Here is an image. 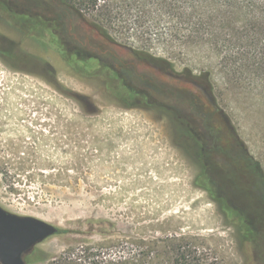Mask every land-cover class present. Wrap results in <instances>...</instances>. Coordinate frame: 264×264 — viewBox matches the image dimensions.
<instances>
[{
  "label": "rangeland",
  "instance_id": "1",
  "mask_svg": "<svg viewBox=\"0 0 264 264\" xmlns=\"http://www.w3.org/2000/svg\"><path fill=\"white\" fill-rule=\"evenodd\" d=\"M3 1L0 205L57 228L25 254L26 264H140L129 254L134 237H186L208 257L206 264H264L260 211L247 213L254 218L256 241H244L247 227L229 197L234 191L239 198L246 194L242 175L233 171L231 158L220 160L222 150L235 146V152L259 160L264 172L262 116L248 81L234 74L226 46L216 47L211 38L169 45L142 34L167 33L177 19L150 18L130 29L93 19L103 21L114 40L168 59L182 79L160 78L159 90L138 99L117 81L115 95L106 88L104 77L112 83L114 78L101 61L73 48L78 41L100 53L101 35L56 30L52 0ZM65 23L71 28L70 19ZM107 51L121 58L116 49ZM154 65L159 74L169 72L167 63ZM163 83L178 88L184 110L188 106L218 121L217 144L223 149L208 145L216 149L207 157L208 176L221 184L229 202L225 210L195 184L202 166L177 140L170 115L158 108L167 104ZM118 241L125 242L121 252ZM161 245L164 264H175L168 243ZM103 251L107 257H100Z\"/></svg>",
  "mask_w": 264,
  "mask_h": 264
},
{
  "label": "trees",
  "instance_id": "2",
  "mask_svg": "<svg viewBox=\"0 0 264 264\" xmlns=\"http://www.w3.org/2000/svg\"><path fill=\"white\" fill-rule=\"evenodd\" d=\"M0 3L3 4L5 1L2 0ZM150 18L157 21L177 19L178 24L170 26L167 33H155L154 37L151 30L143 31L142 34L146 35L148 40L155 39L169 45L179 43L181 46L211 38L216 47L226 46L234 66V74L242 81H248V87L253 93V98L256 99L257 109L262 116L264 129V0H52V23H55L53 26L56 30L65 33L81 32V35L93 39L101 35L103 37L102 51L105 53L108 49H116L121 55V58H117L110 51L101 53L100 61L103 66L114 69L119 66L124 67L130 62L137 66L151 65L149 70L151 72L147 74L140 75L128 71L125 77L120 78L129 84H149L159 88L160 78H163L166 83L171 82V79L182 80L180 76L173 74L172 63L166 58L156 57L132 45L114 40L109 28L103 23V21L120 23L121 26L130 29ZM67 19L72 21L71 28L68 27V23H65ZM93 19L103 21L95 23ZM223 40L225 44L221 43ZM75 44L73 48L78 55L100 54L89 45L79 44L78 41ZM157 62L170 65L169 72L159 74L153 70ZM104 78L107 90L112 94H118L115 87L118 78H115L113 83L108 77ZM166 83L162 86L167 87ZM162 95L167 104L158 103V108L170 115L169 119L177 129V140L202 166V173L196 178L195 184L204 187L210 195L215 196L214 198L225 210L229 202L225 194H220L222 186L208 176L207 157L210 152L216 150L208 149V145L213 144L223 149L216 133L219 130L218 121L215 117L206 116L188 106L185 111L178 98L180 91L176 86L170 85L166 90H162ZM182 111L187 112L188 115H183ZM217 141H220V144H217ZM233 149L220 150L223 154L220 160H224L225 157L231 158L236 164L233 171L241 172L242 186L252 207L235 203V210L240 225L247 227L245 230L242 229L244 241L254 243L256 232L247 213L254 212L251 208H258L261 220L264 221V172L259 160L247 153L239 154ZM215 192L219 194L215 195ZM128 243L131 245L130 257L140 264H147V262L148 264H164V257H161L164 246L161 243H168L170 251L175 253V264H206L208 259L204 252L200 251L193 242L187 241L186 237H134ZM121 245H125V242L121 244L118 241L116 244V247H119L118 252H121ZM103 253L104 251L101 252L100 257H107ZM118 257L125 256L122 253Z\"/></svg>",
  "mask_w": 264,
  "mask_h": 264
},
{
  "label": "water",
  "instance_id": "3",
  "mask_svg": "<svg viewBox=\"0 0 264 264\" xmlns=\"http://www.w3.org/2000/svg\"><path fill=\"white\" fill-rule=\"evenodd\" d=\"M56 231L51 223L12 213L0 205V264H26L25 254Z\"/></svg>",
  "mask_w": 264,
  "mask_h": 264
},
{
  "label": "flooded vegetation",
  "instance_id": "4",
  "mask_svg": "<svg viewBox=\"0 0 264 264\" xmlns=\"http://www.w3.org/2000/svg\"><path fill=\"white\" fill-rule=\"evenodd\" d=\"M105 54L103 51H101L100 52V54H98V55H95V58H97V59H101V57H100V55H102V54ZM108 53V52H107ZM114 57L116 56L114 53H111ZM102 65V64H101ZM120 65V64H119ZM118 65V66H119ZM126 66H122V67H115L114 69H111L110 67H105V66H103L102 65V69H106V72H107V74L108 75H112L113 76V78L115 79V78H118V80L117 81H119V82H121V85L127 90V92L129 93V94H136L135 96H136V98L138 99V97L140 98V96L141 95H146V96H148V94H154L153 93V91H157V90H159V88L158 87H156V86H150L149 84H147V86L145 85L144 86V84H143V86H144V88L142 87V85H137V84H129V83H127L125 80H123L122 78H120V77H125L126 75H127V73H128V71L130 72H132V73H134V74H140V75H144V74H141V73H136L135 72V70L134 69H138L139 68V66H137L135 63H127V64H125ZM128 66V67H127ZM121 68H124V69H121ZM108 77V76H107ZM109 78H111L110 76H109ZM131 88H133V89H131ZM168 87H166V89H167ZM165 88H163V90H166ZM141 94V95H140ZM138 101H140V100H138ZM211 148V146H208V149H210ZM230 198H231V200L233 201V202H235L237 205L238 204H240V203H243L244 204V206H250L251 205V203H250V200H249V197L245 194V195H243V197L242 198H239L238 196H237V194H236V192L234 191V192H231V196H229ZM250 207H252V206H250ZM251 209H255V208H251ZM250 212H252V211H250ZM251 219H254V218H251Z\"/></svg>",
  "mask_w": 264,
  "mask_h": 264
}]
</instances>
